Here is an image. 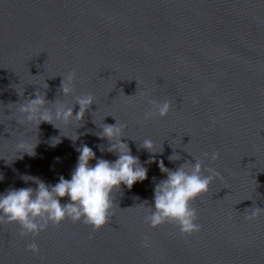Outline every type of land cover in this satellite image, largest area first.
Here are the masks:
<instances>
[{
  "label": "water",
  "instance_id": "obj_1",
  "mask_svg": "<svg viewBox=\"0 0 264 264\" xmlns=\"http://www.w3.org/2000/svg\"><path fill=\"white\" fill-rule=\"evenodd\" d=\"M69 72L76 73L73 95L62 97ZM38 91L66 105L94 97L80 126L56 124L65 136L79 126L75 143L49 123L24 121L19 103ZM149 100H169L172 110L145 122ZM72 107L75 115L79 106ZM115 120L147 179L113 192L111 216L98 231L66 219L21 238L18 224L0 223V264H264V212L248 219L264 208V0H0V194L35 190L23 176L46 185L70 179L81 144L114 161L100 151L109 142L97 138L96 123ZM36 137L35 155L16 158L17 141L34 146ZM53 137L61 142L50 147ZM144 139L157 152L140 147ZM173 154L181 159L170 161ZM196 160L203 175L211 168L221 176L190 205L200 231L150 227L154 187L166 179L159 162L175 171ZM32 242L38 255L27 251Z\"/></svg>",
  "mask_w": 264,
  "mask_h": 264
},
{
  "label": "clouds",
  "instance_id": "obj_2",
  "mask_svg": "<svg viewBox=\"0 0 264 264\" xmlns=\"http://www.w3.org/2000/svg\"><path fill=\"white\" fill-rule=\"evenodd\" d=\"M62 78L60 86L62 97L72 96L76 73L69 72ZM47 87L48 85L44 82L42 89ZM23 94L24 91L18 93L21 97ZM94 103V97L90 94L75 97L74 104L79 106V111L73 115L74 104L66 105L56 101L50 103L46 100L45 94L38 91L34 99H26L19 103L18 111L25 122L36 123L37 127L41 123H49L59 129L61 134V129L56 124L71 127L75 123L80 126L86 110ZM148 103L151 108L143 115L145 122L156 116L161 119L166 118L172 110V103L169 100L159 103L149 100ZM193 103L198 101L194 100ZM96 125L101 129L99 133H96L97 138L107 139L109 142L107 149L100 148V151L113 153L116 159L114 161L98 159L90 147L81 144L75 149L78 157L70 179L60 176L55 185H46L37 178L23 176L22 179L25 182L31 180L37 185L35 190L31 187L9 189L0 194V223L18 224L21 229L18 235L21 238L27 234L35 237L45 231L49 224L60 225L66 219L73 223L83 222L94 231L100 230L108 223L114 206L113 192L118 191L121 185L130 190L135 183L147 179V169L141 165L138 157L131 154L128 144L122 142L124 138H127L124 135V125L117 121L114 125L104 123L102 125L96 123ZM75 129L74 136L62 134L61 136L68 137L75 143L79 139ZM60 142L59 137H53L49 146L55 147ZM37 143V137L34 146L30 138L17 141L16 158L18 154H21L20 158L23 154L34 156ZM140 147L150 153L157 152L151 139H144ZM55 159L59 162L60 158ZM168 159L180 160L181 157L173 154ZM210 159L218 160L219 154L213 152ZM91 160H95L94 165H90ZM158 167L161 173L166 174V179L155 184L153 207L150 208V214L145 217L146 222L152 228H157L166 222L175 223L182 235L199 232L200 225L196 222V212L190 205L209 192L212 182L221 179L220 174L208 168L206 169L208 175H203L204 169L200 160H196L194 164L185 162L175 171L167 169L163 161L159 162ZM2 180L3 176L0 175V181ZM65 197L69 202L61 204V199ZM261 212H264V208L255 207L248 219L255 220ZM144 246H149L147 241ZM27 251L38 255L40 249L35 242H32L27 245Z\"/></svg>",
  "mask_w": 264,
  "mask_h": 264
}]
</instances>
